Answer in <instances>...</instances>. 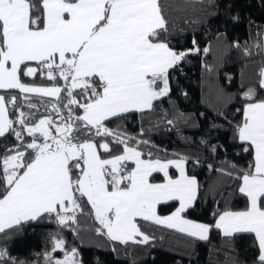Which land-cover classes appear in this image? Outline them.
Here are the masks:
<instances>
[{
  "label": "snow or ice",
  "instance_id": "1",
  "mask_svg": "<svg viewBox=\"0 0 264 264\" xmlns=\"http://www.w3.org/2000/svg\"><path fill=\"white\" fill-rule=\"evenodd\" d=\"M167 34L158 0H0V90L57 100L64 91L68 109L65 115L53 104L58 119L36 118L21 109L17 94H0V234L38 220L71 228L84 201L94 210L97 232L114 242L149 243L137 218L201 241L213 229L225 237L250 233L258 248L257 264H264V96L259 95L264 69L258 84L243 93V108L237 109L242 120L234 127L241 150L253 156L234 177L239 181L234 192L245 199V208L217 211L211 224L183 215L200 195L186 157L153 158L106 123L151 109L170 91V69L190 54L207 52L195 39L192 48L177 51ZM38 68L49 81L59 79L63 85L25 82L24 77L38 78ZM10 138L14 143H7ZM169 204L175 211L158 215V207ZM65 243L53 237L46 264H84L78 250H66ZM56 251L63 259L53 256ZM0 264L22 262L0 247Z\"/></svg>",
  "mask_w": 264,
  "mask_h": 264
},
{
  "label": "trees",
  "instance_id": "2",
  "mask_svg": "<svg viewBox=\"0 0 264 264\" xmlns=\"http://www.w3.org/2000/svg\"><path fill=\"white\" fill-rule=\"evenodd\" d=\"M158 3L167 24L170 46L177 51L190 49L195 39L196 46L201 50L206 48L207 52L190 54L177 68L170 69V92L155 101L151 109L132 112L126 114L127 118H113L106 123L130 146L139 144L140 150L151 152L153 158L186 157L188 174L196 177L200 195L184 217L211 224L213 213L217 211L245 208V199L234 192L239 183L234 177L239 169L248 167L253 156L241 150L240 142L234 139V127L242 120V112L237 109L243 108V93L258 84L259 73L264 69V0H158ZM37 77H24V81L39 87L64 83L59 79L49 81L39 68ZM78 92L79 89L75 90L74 95ZM9 93L17 94L21 109L36 118L51 115L58 119L52 110L53 104L67 114L68 109L63 107L67 102L65 92L59 100L18 94L14 90L2 92L6 96ZM259 95L264 96V92ZM29 104L35 107L29 108ZM72 107L75 109L74 105ZM7 143L14 141L10 138ZM121 148H115L117 154H121ZM228 172L233 175H227ZM81 209L71 228L54 221L24 222L0 234V247L6 248L9 255L22 264H46L45 254L52 251L53 237L62 238L66 250L75 247L84 264L258 262L253 234L225 237L213 229L207 241H200L140 220L138 226L150 237L149 243L120 244L97 232L100 225L89 204L81 201ZM174 211L172 204L158 209L161 216ZM52 254L63 259L62 252Z\"/></svg>",
  "mask_w": 264,
  "mask_h": 264
},
{
  "label": "crops",
  "instance_id": "3",
  "mask_svg": "<svg viewBox=\"0 0 264 264\" xmlns=\"http://www.w3.org/2000/svg\"><path fill=\"white\" fill-rule=\"evenodd\" d=\"M263 42H264V37H263ZM37 87H39V86H37ZM8 91H12V90H8ZM14 91H18V90H14ZM2 92H6L5 90H0V94H2ZM64 91H62L61 92V94H60V96L62 95V93H63ZM29 94H36V93H29ZM36 95H40V94H36ZM40 96H42V95H40ZM44 97H47V98H51V99H56V98H54V97H49V96H44ZM157 101V100H156ZM155 102V101H154ZM153 102V103H154ZM146 110V109H145ZM129 164H131V163H129ZM170 171V173H175V174H177L178 175V173H176V170L175 169H170L169 170ZM154 175H162V174H158V173H154ZM160 207V206H159ZM159 207H158V209H159ZM94 211V210H93ZM158 211V210H157ZM185 214V213H184ZM183 214V215H184ZM158 215H160L159 213H158ZM161 216V215H160ZM161 217H165V216H161ZM144 221V220H142V219H140V218H137V224H138V221ZM146 222H150V223H153V224H155V225H157V226H160V227H163V228H167V229H170V230H173V231H175V232H177V233H180V234H182V235H185V236H187V234H185V233H182V232H180V231H178V230H176V229H173V228H168V227H166V226H164V225H159V224H156L154 221H146ZM198 223V222H197ZM220 231V230H219ZM221 232V231H220ZM222 233V232H221ZM223 234V233H222ZM240 234H250V233H240ZM236 235V234H235ZM209 236H210V233L208 234V239H209ZM189 237V236H188ZM190 238H192V237H190ZM137 239H140V237H137ZM193 239H196V240H199L198 238H193ZM207 239V240H208ZM207 240H203V241H207ZM201 241V240H200ZM128 243H133V242H131V241H129Z\"/></svg>",
  "mask_w": 264,
  "mask_h": 264
},
{
  "label": "built area",
  "instance_id": "4",
  "mask_svg": "<svg viewBox=\"0 0 264 264\" xmlns=\"http://www.w3.org/2000/svg\"><path fill=\"white\" fill-rule=\"evenodd\" d=\"M43 74L46 76V74L43 72Z\"/></svg>",
  "mask_w": 264,
  "mask_h": 264
},
{
  "label": "rangeland",
  "instance_id": "5",
  "mask_svg": "<svg viewBox=\"0 0 264 264\" xmlns=\"http://www.w3.org/2000/svg\"><path fill=\"white\" fill-rule=\"evenodd\" d=\"M170 88V87H169ZM170 92V91H169ZM169 94V93H168ZM165 97V96H164ZM163 98V97H162Z\"/></svg>",
  "mask_w": 264,
  "mask_h": 264
}]
</instances>
